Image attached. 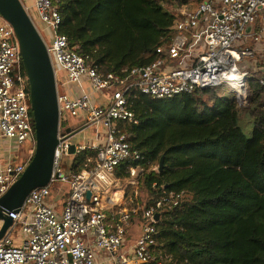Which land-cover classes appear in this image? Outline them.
<instances>
[{
    "label": "built area",
    "instance_id": "1",
    "mask_svg": "<svg viewBox=\"0 0 264 264\" xmlns=\"http://www.w3.org/2000/svg\"><path fill=\"white\" fill-rule=\"evenodd\" d=\"M32 1L29 8L21 0L46 44L53 66L58 142L48 184L32 190L19 212L8 214L12 224L0 239V264H160L154 253V217L164 208L178 206L183 193H165L156 203L144 207L137 202L142 169L135 166L128 177H116L117 167L142 159L137 150L131 149L129 135L120 128L121 123L138 124L128 108L127 95L136 91L165 99L224 85L238 101L246 100L248 68L259 71V83L264 84V0L181 4L173 21L174 35L168 45L155 49L152 63L105 73L89 65L59 32L61 17L52 0ZM256 52L261 54L257 60ZM70 86H78L77 96H71ZM97 93L100 99L92 96ZM29 110L19 46L12 27L0 15V138L18 146L27 141L32 144L21 163L0 164V198L24 172L34 153ZM71 118L78 125H62ZM89 129L90 139L74 140ZM71 145L74 155H69ZM84 153H88L85 164L91 167L73 172L74 157ZM56 183L63 187L54 188ZM16 226L20 231L13 237ZM134 226L139 227V235L129 244Z\"/></svg>",
    "mask_w": 264,
    "mask_h": 264
},
{
    "label": "trees",
    "instance_id": "2",
    "mask_svg": "<svg viewBox=\"0 0 264 264\" xmlns=\"http://www.w3.org/2000/svg\"><path fill=\"white\" fill-rule=\"evenodd\" d=\"M201 1L52 0L59 32L101 73L152 63L155 49L174 35L176 9ZM247 70L245 107L220 86L165 99L127 95L138 124L120 128L142 159L117 167L116 177L142 169L137 199L144 207L165 193H183L178 206L159 211L160 264H264V84L259 71ZM246 123L251 136L242 129ZM87 154L74 157L73 172L91 167Z\"/></svg>",
    "mask_w": 264,
    "mask_h": 264
},
{
    "label": "water",
    "instance_id": "3",
    "mask_svg": "<svg viewBox=\"0 0 264 264\" xmlns=\"http://www.w3.org/2000/svg\"><path fill=\"white\" fill-rule=\"evenodd\" d=\"M0 15L12 27L19 46L28 83L35 139L34 153L24 172L0 198L1 239L12 224L8 214L19 212L28 194L34 189L45 187L49 182L58 142L59 112L51 59L46 44L23 3L21 0H0ZM74 153V145H71L69 155ZM162 168L163 159L160 160L157 171L160 172ZM88 196L89 194L86 197ZM159 217L156 214L154 218L158 221Z\"/></svg>",
    "mask_w": 264,
    "mask_h": 264
},
{
    "label": "rangeland",
    "instance_id": "4",
    "mask_svg": "<svg viewBox=\"0 0 264 264\" xmlns=\"http://www.w3.org/2000/svg\"><path fill=\"white\" fill-rule=\"evenodd\" d=\"M24 2H25V4H26V6H28L29 8H31L32 7V5H33V1L32 0H24ZM195 2V1H194ZM196 3H198V2H196ZM35 18V17H34ZM247 44H250V41L249 40H247ZM247 62H251V59H248L247 60ZM61 75H59V77H60ZM221 87V90H222V92L224 93V96L225 97H227V98H236L235 97V95H234V93L228 88V87H226V86H224V85H222V86H220ZM248 91H249V87H248ZM97 95H99V96H101L99 93H97ZM248 96H249V92H248V95H247V97H246V100H244V101H239V103L241 104V106H243V107H245V106H247V103H248ZM95 102V101H94ZM76 119L75 118H71V119H68V120H66V121H63V126H69V125H74L75 123H77L76 125H78V122L77 121H75ZM242 126V129H243V131L245 132V134L247 135V136H251V129H252V126H251V124H249V123H246V124H244V125H241ZM30 145H32L31 144V141H27V142H25L23 145H20L19 147H18V150H17V154L20 156V155H22L23 153H24V151H26L27 150V148L30 146ZM31 149H32V146H31ZM67 159H70L69 157L67 158ZM61 187H63V185L61 184V183H56L55 185H54V188H61ZM65 189L67 190V185H65ZM137 202H138V204H144V199H141L140 197H138V199H137ZM57 209H61V202H59L58 203V207H57ZM19 231H20V228H19V226H16V228L13 230V232H12V236L14 237V236H16L17 234H19ZM139 235V227L138 226H134L133 228H132V230H131V235H130V237H129V239H128V243L129 244H133L135 241H136V239H137V236Z\"/></svg>",
    "mask_w": 264,
    "mask_h": 264
},
{
    "label": "crops",
    "instance_id": "5",
    "mask_svg": "<svg viewBox=\"0 0 264 264\" xmlns=\"http://www.w3.org/2000/svg\"><path fill=\"white\" fill-rule=\"evenodd\" d=\"M261 54L259 52H256V55L254 57L255 60L258 59V57ZM84 89L86 92L88 93H92L91 89L89 88V86L87 84H84ZM71 92V96H77L80 92V89L78 88V86H73V87H69L68 88ZM94 97V99H100L98 95L93 94L92 95ZM85 138L86 140L91 138L90 135V129L89 130H85L82 131L79 135H77V137H75V141L77 140H81ZM31 146L30 145L26 151H24V153L22 155H18L17 154V150H18V145H16L13 141L7 139V138H0V164H4L8 161L12 162L13 164H19L22 161H24L27 156L29 155L30 151H31ZM60 210V209H58Z\"/></svg>",
    "mask_w": 264,
    "mask_h": 264
},
{
    "label": "bare ground",
    "instance_id": "6",
    "mask_svg": "<svg viewBox=\"0 0 264 264\" xmlns=\"http://www.w3.org/2000/svg\"><path fill=\"white\" fill-rule=\"evenodd\" d=\"M240 94H243V91H240ZM242 98V97H241ZM242 100V99H241Z\"/></svg>",
    "mask_w": 264,
    "mask_h": 264
}]
</instances>
